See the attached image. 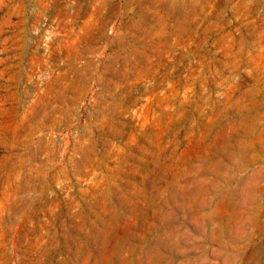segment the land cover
I'll list each match as a JSON object with an SVG mask.
<instances>
[{"label":"rangeland","instance_id":"rangeland-1","mask_svg":"<svg viewBox=\"0 0 264 264\" xmlns=\"http://www.w3.org/2000/svg\"><path fill=\"white\" fill-rule=\"evenodd\" d=\"M0 264H264V0H0Z\"/></svg>","mask_w":264,"mask_h":264}]
</instances>
